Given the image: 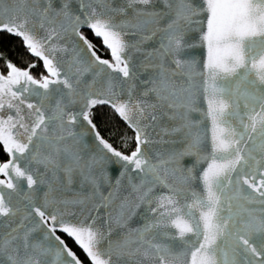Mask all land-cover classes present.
<instances>
[{"label":"snow or ice","instance_id":"6c2138e0","mask_svg":"<svg viewBox=\"0 0 264 264\" xmlns=\"http://www.w3.org/2000/svg\"><path fill=\"white\" fill-rule=\"evenodd\" d=\"M17 2L25 3L26 0H0V31L22 37L26 48L43 61L48 72L47 77L37 80L29 71L18 70L9 62L8 75H0V143H3L5 151L11 157L8 162L0 164V175L7 177L0 180V185L19 193L21 187L18 181H14L13 176L25 180L28 189H32L37 183L27 165L21 166L22 160L28 165L43 164L46 169L61 167L57 157L62 151L59 141L64 137L56 135L54 122H60L59 126L62 128L66 115L60 100L56 101L54 110L48 114L42 106L28 102L25 93L40 97L42 105L44 99H51V93L60 91L50 89V85L62 84L69 90V95L75 92V88L67 74L63 79L60 78L62 70L53 63L54 53L67 51L66 48L57 47L53 41L60 35L54 26L56 18H72L69 11L70 0H61L59 9L53 7L52 0H32L33 7L27 10L14 7ZM161 2L166 6V11L148 7L154 0H125L124 6L119 8L111 7V0H78L81 12L86 14L83 21L79 15L74 17L77 27L80 23L86 24L110 49L114 63L100 60L98 57L96 62L106 65L113 72L121 73L124 78L131 79L132 74L130 57L122 54L129 48L139 50L141 43L152 39L157 33H160L157 52L161 58L170 56L177 68L188 69V86L177 90L170 83L163 64L160 65L157 86L142 93L144 96L149 92L155 93L156 103L140 100L133 102L130 88L127 101L112 105L136 132L137 147L130 156L114 151L97 136L104 149L120 161L126 162V170L127 165H134L133 170L142 174L140 184L132 186L133 192L137 193L135 207L146 204L147 211L152 214L151 218H145L141 227L129 232L123 239L112 240L109 238L113 232L111 217L106 222L109 226L105 230L93 227L97 217H91L90 214V224L81 222L79 225H73L63 221L58 223L56 212L45 211L48 206L47 194L43 206L30 202L27 208L40 218L42 224L48 225L51 221L44 240H49L50 235L55 236L59 227V230L75 239L92 264H122V261L124 264H176L177 261H183L184 264H264V209L257 215L253 210L243 209L238 203L239 200H244L247 203L264 204V171L259 173L257 182L255 170H244L245 166L254 169V165H264V0ZM136 5L143 7L137 8ZM128 8L132 9L133 18L137 19L138 23L134 24L125 19L117 24L113 17L105 18L106 12L124 14ZM203 13H206V31H203L201 39L207 47V59L203 65L205 71L200 75L206 78L202 83L196 84L192 82L196 62L184 60L181 53L189 46L184 39L185 33L191 31L193 26L204 23V19H196ZM161 20H165L163 25H160ZM30 23L31 29L28 27ZM150 24L157 27L151 30L150 35H144L145 26ZM48 25L52 27H46ZM35 28L44 30L46 35L38 37L32 30ZM119 29L132 31L121 32ZM124 35L138 36L139 39L126 42L122 39ZM80 39L87 44L88 50L95 57L92 45L83 36H80ZM76 63L78 61L74 59L69 68L74 67ZM76 72L81 74L78 67ZM104 72L105 69H100L93 74L91 82L84 83L85 108L97 103H111L103 98V91L93 92L97 84L105 91L116 94L117 85L114 81L118 78L108 75L105 81H100L98 78ZM75 83H80L79 75ZM37 89H43L44 92ZM198 91H202L208 101L207 117L213 126L212 162L199 177L203 184L199 192L188 187L192 179V168L187 169L188 175L181 174L179 177L176 176L178 170L172 169L171 175L175 182L168 183L166 177L159 175L160 165L151 164L141 155V145L148 141L139 126V120L134 122L132 117L135 112L140 118L147 119L151 116V119L155 120L156 116L148 112V109L166 105L168 108L186 109L183 115L187 119V112L197 110ZM5 106L14 110L15 116L10 113L5 119L2 115ZM22 106H26L29 112L25 113ZM78 115H83L84 120L91 123L86 111L82 110ZM75 120L76 115L68 116V123H74ZM233 121L238 123L234 125ZM16 129L22 132L14 131ZM20 135H23V139L17 138ZM249 143L251 146L245 151L242 145ZM200 144L201 137L194 135L185 154L197 155L201 150ZM45 146L50 149L46 154L41 152V148ZM63 151L67 152V149ZM256 153H259V159ZM91 163L82 165L78 155L69 154L68 162L61 170L69 183L72 173L79 170L85 180L95 184L91 177L84 175V169H90ZM237 172V190L233 195H228L226 189L233 183V173ZM149 175L151 180L148 179ZM241 180L261 199L257 200L256 196L251 194L241 195ZM157 184L166 188L167 193H153ZM111 196L112 193H109L108 197H103L102 203L96 205V209L106 207L104 201H109ZM8 199L10 195L0 190V217L15 216L19 211L10 206ZM233 202H237L235 206L243 211L234 212ZM73 203L84 204V200ZM115 223L119 227L125 226V222L119 218ZM40 226L36 224L34 228L21 233V221L16 228L0 236V260L3 264H81L66 245L60 247L31 240V233ZM170 229H175V232ZM55 239L59 241V245H63L59 237ZM104 243L106 247L101 248L100 245ZM189 256L190 262L187 260ZM49 257L52 259L49 260Z\"/></svg>","mask_w":264,"mask_h":264},{"label":"water","instance_id":"95a60500","mask_svg":"<svg viewBox=\"0 0 264 264\" xmlns=\"http://www.w3.org/2000/svg\"><path fill=\"white\" fill-rule=\"evenodd\" d=\"M52 2L54 8H60L61 0H52ZM124 4L125 0H111V7L113 8H119L124 6ZM13 6L27 10L33 7V4L32 0H26L25 3L17 2ZM97 7L99 8V6ZM135 7L139 8L143 6L136 5ZM148 7L162 11L167 10L161 0H154V3ZM69 11L72 18L59 16L55 20L54 26L60 35L53 41V43L56 44L57 47L66 48L67 51L54 53L53 55L55 56V59L53 63L62 70L61 79H63L65 74L69 76L70 81L74 84L75 92L69 95V90L65 89L62 84L50 85V89H59L60 91L51 93V99H44L42 105L40 103V97L25 93V97L28 102L42 106L43 110L48 114H51L54 110L57 100H60L62 105L65 107L66 115L63 119V127L61 128L59 126L60 122H54L56 135H62L64 137L63 140L59 141V147L62 151L57 157L61 167L58 169H46L43 164L32 163L28 165L26 161H21V166L23 167L27 165L28 171L33 175L34 179L37 180V183L33 185L32 189H28L25 180L13 176L14 181H18L21 187V191L19 193L13 192L11 189H7L0 185V190H2L5 194L10 195V199H8L10 206L14 210H19L15 216L0 217V236H3L10 232L13 228H16L20 225L21 221H23V227L20 228L21 233L27 229L34 228L36 224H40L41 226L36 228V230L31 233V240L35 242H43L44 244H56L63 247L66 243L60 237V235H62L70 240L74 246L82 252L89 264H92L90 258L76 243L75 239L70 237L67 233L59 230V227H57L55 236L50 235L49 240H44V236L48 232V227L51 226V221H49L48 225L42 224L40 222V218L36 216L34 212H31V209L27 208V205L31 202L36 206H43L45 204V194H47L48 206L45 211L48 213L56 212L58 214V223L59 221H63L73 225H79L81 222L84 224H90V214L91 217H97L96 224L93 225V227L100 228L101 230H105L109 226L106 222L109 217H111L113 221L111 224L113 232L109 238L112 240L123 239L129 232L141 227L145 222V218H151L152 216V214L147 211L148 206L146 204H141L139 208L135 207L137 203V193L133 192L132 186L140 184L142 174L138 170H133L135 168L134 165H127L126 170L124 167L126 162L120 161L119 158L113 156L112 153L108 152L107 149H104L103 145L99 143L97 136L109 144L98 133L90 118L89 120L91 123L84 120L83 115L78 114L83 110L86 111L89 116L90 112L98 106L109 107L134 134L136 149L135 130L132 127H129V124L121 118L112 105L127 101L129 98L128 91L130 88L132 91L133 102L140 100L148 101L149 103H156L155 93L149 92L147 96L142 95V93L157 86L156 81L159 78L161 64H163L164 69L166 70L170 83L177 90L182 87H187L189 79L187 75V68H177L172 57L166 56L161 58L157 52V49L159 48L160 33H157V35L152 39L141 43L139 45V50L129 48L122 54L130 57L129 66L132 74L131 79L124 78L121 73L113 72L111 69H108L106 65L97 63V53L92 48V51L95 52V57L92 56L91 52L88 50L87 44L80 39V36H83L81 32L85 31L90 33L92 37L95 40H99L102 47L108 51L110 59H102L98 57L100 60L114 63L110 49L104 45L102 38L96 36L92 29L86 24L80 23L77 27L74 17L79 15L83 21L86 14L85 12H81L78 0H70ZM108 16L113 17L114 22L117 24L125 19L131 20L134 24L138 23V20L133 18L131 8H128L127 12L124 14L106 12L105 18ZM205 17L206 13L196 17V19H204V23L202 25L193 26L191 31H187L185 33L184 39L189 46L185 47L181 53V57L184 60H195L196 62L192 76V82L196 84L202 83V81L206 78V76L200 75V73L205 71L203 65L207 59V47L201 39L203 31H206ZM164 23L165 20L160 21V25H163ZM28 27L31 29L32 24L30 23ZM46 27H52V25H48ZM156 27L157 25L155 24L145 26L143 34L150 35L151 30ZM64 29H67V31H64ZM73 29H75V31H73ZM32 30L38 37L46 35V32L42 29L35 28ZM119 31L131 32L132 30L119 29ZM0 33H6L11 37L20 40L29 56L41 63L46 76H48V72L44 67L43 61L29 52L24 45L22 37L13 35L7 31H0ZM122 39L126 42H135L139 39V37L124 35ZM74 59L78 61V63L70 69L69 64L73 62ZM77 67L80 69L81 74H77ZM102 68L105 69V72L98 78L100 81H105L108 75L118 78L114 81L117 85L116 94L113 95L111 92L105 91L100 87V84H97L93 89V92L98 93L103 91V98L110 100L111 103H97L89 108H85L84 105L86 100L83 96L86 89L83 85L86 82H91L93 74L99 72ZM0 75L2 74L0 73ZM78 75L80 83L76 84L75 81ZM121 88L123 91H121ZM37 91L44 92L43 89H37ZM196 108V111L187 112V119H185L183 115L186 112V109L182 107L168 108L166 105L164 107H160L158 105L155 109H148V112L156 116L155 120L151 119V116H148L147 119L140 118L135 112L132 113V117L134 122L139 120V126L148 141L147 143L141 145V155H143L151 164L160 165L158 169L159 175L161 177H166L168 183L175 182V178L171 175L172 169L178 170L176 172V176L179 177L181 174L188 175L187 169L192 168V179L189 181L188 187L191 190L199 192L203 188L202 181L199 177L202 176L203 171L206 170L208 165L212 162L211 139L213 134L212 122L207 117L208 101L204 97L202 91L197 92ZM10 113L15 116V111L5 106L2 113L4 118H6ZM69 115H76L74 123H68ZM233 123L235 125L238 122L233 121ZM194 135H199L201 137V150L197 155L185 154L188 151V146ZM258 142L259 141H257V143ZM242 146L245 147L246 151L247 147L251 145L249 143L246 146ZM64 149H67V152L63 151ZM112 149L117 151L113 147ZM49 150L50 149L47 148V146L41 148V152L45 154ZM131 153L127 156H130ZM6 154L7 160L4 163L11 159L7 152ZM69 154L78 155L82 165L95 161V163H91L90 169H84V175L91 177L95 181V184L85 180L79 170H75L72 173L71 183L68 182L65 173L61 169L68 162ZM121 154L126 155L123 153ZM256 155L259 159V153H256ZM244 170L246 172H252L255 170L258 182L259 173L264 171V165H254V169L245 166ZM121 173H123V175H121ZM238 175L239 172L233 173V183L226 189L228 195H233L236 192L237 185L235 180ZM3 179H7V177L0 175V180ZM148 179H152L151 175L148 176ZM117 181H119V184H117ZM145 187H147V185ZM239 187L241 189V195L251 194L256 196V193H253L247 185H244L242 180ZM141 191H143V189ZM167 191L168 190L160 184H157L153 189V193L155 194H163L167 193ZM109 193H112L110 200L104 201L107 206L99 207L97 210L96 205L101 204L102 198L108 197ZM256 199L259 200L261 198L256 196ZM80 200H84V204L73 203L74 201ZM62 201H67L68 203H61ZM233 203L234 212L247 209L253 210L257 215H260L261 209H264V204L260 203H247L244 200H239L238 203L243 206V209H238L235 206L237 202ZM25 217H27V219H25ZM117 218H119L122 222H125L124 227H119L115 223ZM170 231L175 232V229H170ZM55 237H59V239L63 241V245H59V241H57ZM100 247L105 248L106 243L101 244ZM67 248L71 250L68 246ZM72 252L74 253V251ZM75 256L77 257L76 254ZM51 259L52 257H49V260ZM68 259L70 260V258ZM115 259L116 257L114 256L113 260ZM126 259L127 258H125V261ZM187 260L190 262V256ZM0 264H3L2 260H0ZM122 264H124V261H122ZM128 264H131V262H128ZM176 264H184V262L177 261Z\"/></svg>","mask_w":264,"mask_h":264},{"label":"trees","instance_id":"16d2710c","mask_svg":"<svg viewBox=\"0 0 264 264\" xmlns=\"http://www.w3.org/2000/svg\"><path fill=\"white\" fill-rule=\"evenodd\" d=\"M81 34L92 45L99 58L110 59L99 40H95L88 32L82 31ZM37 61L29 56L27 50L23 47L20 40L11 37L6 33H0V73L8 71L7 63H12L17 69L26 67L30 62ZM89 118L94 124L101 137L107 141L115 150L129 155L135 149L134 134L126 125L116 116V114L105 106L94 108ZM7 160V154L3 143H0V164ZM66 245L74 251L82 264H89L86 257L79 251L74 244L67 238L60 235Z\"/></svg>","mask_w":264,"mask_h":264},{"label":"flooded vegetation","instance_id":"af4514ba","mask_svg":"<svg viewBox=\"0 0 264 264\" xmlns=\"http://www.w3.org/2000/svg\"><path fill=\"white\" fill-rule=\"evenodd\" d=\"M18 70L29 71L30 75H32L37 80H40L41 77H47L46 73L43 70V67H42L41 63L39 65L37 63V61L30 62L26 67L18 69ZM8 71H6L5 73L1 72V74L6 77L8 75ZM22 107L24 108L25 113L29 112V110L26 108V106H22ZM30 120H31V117L29 118V122H30ZM14 131L22 132L20 129H16ZM17 138L18 139H23V135H20Z\"/></svg>","mask_w":264,"mask_h":264},{"label":"rangeland","instance_id":"374dc122","mask_svg":"<svg viewBox=\"0 0 264 264\" xmlns=\"http://www.w3.org/2000/svg\"><path fill=\"white\" fill-rule=\"evenodd\" d=\"M5 99H7V97L5 98ZM25 112V111H24ZM22 131V130H21Z\"/></svg>","mask_w":264,"mask_h":264}]
</instances>
